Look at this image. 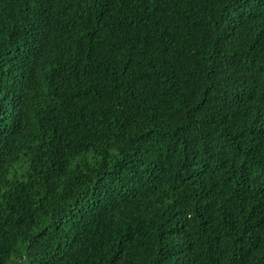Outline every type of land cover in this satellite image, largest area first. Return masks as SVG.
Segmentation results:
<instances>
[{
	"label": "trees",
	"instance_id": "obj_1",
	"mask_svg": "<svg viewBox=\"0 0 264 264\" xmlns=\"http://www.w3.org/2000/svg\"><path fill=\"white\" fill-rule=\"evenodd\" d=\"M0 264H264V0H0Z\"/></svg>",
	"mask_w": 264,
	"mask_h": 264
}]
</instances>
